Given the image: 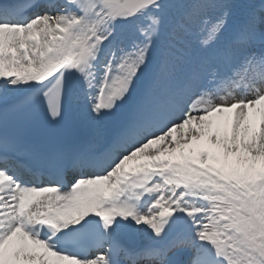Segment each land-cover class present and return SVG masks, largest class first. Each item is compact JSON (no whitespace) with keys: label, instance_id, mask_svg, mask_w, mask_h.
I'll return each instance as SVG.
<instances>
[{"label":"snow or ice","instance_id":"snow-or-ice-1","mask_svg":"<svg viewBox=\"0 0 264 264\" xmlns=\"http://www.w3.org/2000/svg\"><path fill=\"white\" fill-rule=\"evenodd\" d=\"M0 264H264V0H0Z\"/></svg>","mask_w":264,"mask_h":264},{"label":"rangeland","instance_id":"rangeland-1","mask_svg":"<svg viewBox=\"0 0 264 264\" xmlns=\"http://www.w3.org/2000/svg\"><path fill=\"white\" fill-rule=\"evenodd\" d=\"M102 129V130H101ZM100 132H103V126H100V130H99Z\"/></svg>","mask_w":264,"mask_h":264},{"label":"bare ground","instance_id":"bare-ground-1","mask_svg":"<svg viewBox=\"0 0 264 264\" xmlns=\"http://www.w3.org/2000/svg\"><path fill=\"white\" fill-rule=\"evenodd\" d=\"M102 130V129H101ZM103 132H100V134L102 135ZM90 134H94V133H90Z\"/></svg>","mask_w":264,"mask_h":264}]
</instances>
